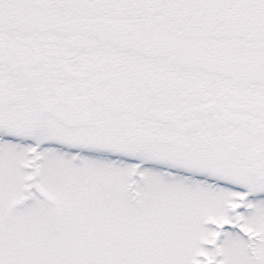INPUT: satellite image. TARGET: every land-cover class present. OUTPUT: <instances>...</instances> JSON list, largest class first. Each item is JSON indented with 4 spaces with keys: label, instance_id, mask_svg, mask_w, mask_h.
<instances>
[{
    "label": "snow or ice",
    "instance_id": "obj_1",
    "mask_svg": "<svg viewBox=\"0 0 264 264\" xmlns=\"http://www.w3.org/2000/svg\"><path fill=\"white\" fill-rule=\"evenodd\" d=\"M0 264H264V0H0Z\"/></svg>",
    "mask_w": 264,
    "mask_h": 264
}]
</instances>
